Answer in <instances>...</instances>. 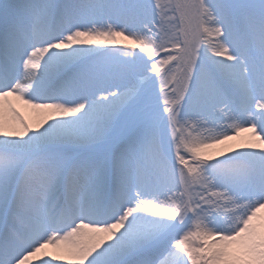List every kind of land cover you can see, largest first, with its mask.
<instances>
[{"label":"snow or ice","instance_id":"6c2138e0","mask_svg":"<svg viewBox=\"0 0 264 264\" xmlns=\"http://www.w3.org/2000/svg\"><path fill=\"white\" fill-rule=\"evenodd\" d=\"M0 264H264V0H0Z\"/></svg>","mask_w":264,"mask_h":264},{"label":"bare ground","instance_id":"6f19581e","mask_svg":"<svg viewBox=\"0 0 264 264\" xmlns=\"http://www.w3.org/2000/svg\"><path fill=\"white\" fill-rule=\"evenodd\" d=\"M13 104L18 109V111L20 112L22 117L26 120V122H28L30 127H35L37 125V123L43 119V116H44L43 113L37 112L36 110H33V109H30V108L24 106L23 104H21L17 101H13ZM241 135H247V133H243ZM237 143H238V141L232 140V141L226 142V145L235 146ZM222 147H226V146L225 145H217V147L214 146L213 148L208 149V152L213 154V155H217L218 149L222 148ZM47 251L52 252L53 249L49 248Z\"/></svg>","mask_w":264,"mask_h":264},{"label":"rangeland","instance_id":"374dc122","mask_svg":"<svg viewBox=\"0 0 264 264\" xmlns=\"http://www.w3.org/2000/svg\"><path fill=\"white\" fill-rule=\"evenodd\" d=\"M217 147V146H216ZM207 151H208V149H207Z\"/></svg>","mask_w":264,"mask_h":264}]
</instances>
